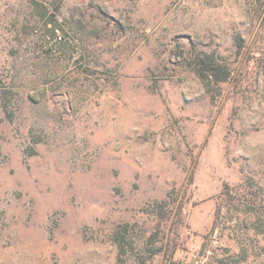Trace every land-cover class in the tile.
Segmentation results:
<instances>
[{
    "label": "rangeland",
    "instance_id": "1",
    "mask_svg": "<svg viewBox=\"0 0 264 264\" xmlns=\"http://www.w3.org/2000/svg\"><path fill=\"white\" fill-rule=\"evenodd\" d=\"M248 177L264 213V0H0V264L262 262Z\"/></svg>",
    "mask_w": 264,
    "mask_h": 264
},
{
    "label": "trees",
    "instance_id": "2",
    "mask_svg": "<svg viewBox=\"0 0 264 264\" xmlns=\"http://www.w3.org/2000/svg\"><path fill=\"white\" fill-rule=\"evenodd\" d=\"M39 7V6H37ZM42 15L49 13L48 9H41ZM54 13H49V19L54 20V14L58 12L59 10V4L54 5L52 8ZM237 46L238 48L241 47V42L239 39L237 40ZM196 67L195 72L197 76L202 80L213 81L216 83L223 82L228 78L229 72L221 67V65L217 62L215 53L208 52L203 55H197L196 57ZM248 180V192L247 194L243 195L242 199H238V202H235V198L231 196V190H229V187L226 185L224 188V193H226L231 198L229 199L230 207L234 210L239 209V205H244L247 210L251 211V214L256 215V220H258L259 217L264 216V213L262 211L263 205H260L261 203L258 202V199H260V192H259V185L256 186L250 177L247 178ZM255 186V187H254ZM253 187V188H252ZM252 188V189H250ZM226 208V207H225ZM229 208V209H231ZM226 208V211L229 210ZM223 208L220 206L218 210L216 211L215 218L213 220L210 232L213 234L215 231L219 230V223L220 220H217L220 214V211H222ZM231 214H233L231 212ZM250 214V215H251ZM250 215H248V218H251ZM229 221H234V223L237 222L236 215H231ZM124 226H127L125 224ZM258 223L255 222L252 223V227H258ZM116 240L120 243V247H124L123 245L126 243V237H125V231L122 232H116ZM157 250V249H155ZM153 253V250L152 252ZM212 261L210 264H264V261L259 262L249 259V255L247 254V251L242 247L237 252H226L225 255H218L217 253H212L211 255Z\"/></svg>",
    "mask_w": 264,
    "mask_h": 264
}]
</instances>
